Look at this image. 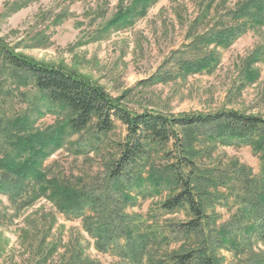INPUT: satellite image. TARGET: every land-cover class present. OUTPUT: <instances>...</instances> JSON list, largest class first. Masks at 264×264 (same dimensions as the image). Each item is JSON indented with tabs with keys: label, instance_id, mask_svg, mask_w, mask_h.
I'll list each match as a JSON object with an SVG mask.
<instances>
[{
	"label": "rangeland",
	"instance_id": "374dc122",
	"mask_svg": "<svg viewBox=\"0 0 264 264\" xmlns=\"http://www.w3.org/2000/svg\"><path fill=\"white\" fill-rule=\"evenodd\" d=\"M132 1L0 0V40L29 59L89 78L138 112L178 115L234 109L264 116V53L254 64L247 63L255 50L264 49V24L250 26L231 46L219 48V62L210 73L186 75L176 62L181 54L175 52L186 47L192 33L216 22L229 23V12L245 0H157L141 15L133 14L131 23L111 26L118 9ZM197 18L203 21L191 31ZM10 87L12 92L0 97L6 117H25L30 130H70L65 127L68 111L50 104L32 83L19 79V88ZM95 124L93 120L80 132L65 133L63 145L44 162L48 179L57 180L61 187L101 189L126 131L119 124L109 133H99ZM166 148L154 145L143 167L141 187L127 193L128 201L117 202L144 232L154 236L140 263L120 247L99 250L84 217L65 215L55 196L18 207L7 194H0V264H171L172 254L198 246L201 234L185 236L176 230L189 213L163 211L161 203L170 191L158 190L148 180L149 170L160 171L170 162ZM209 149L198 159L200 166L245 165L255 180L262 179L261 160L250 145L213 142ZM212 190L225 198L205 201L211 220L204 234L211 228L212 233L220 230L241 213L237 199L225 187ZM99 209H89L87 216L96 219ZM226 236L234 242L240 238L249 242L243 244L244 250L219 247L216 254L221 264L264 258V242L257 236L244 238L231 226Z\"/></svg>",
	"mask_w": 264,
	"mask_h": 264
},
{
	"label": "trees",
	"instance_id": "16d2710c",
	"mask_svg": "<svg viewBox=\"0 0 264 264\" xmlns=\"http://www.w3.org/2000/svg\"><path fill=\"white\" fill-rule=\"evenodd\" d=\"M155 1L133 0L131 5L121 6L110 25L131 23L133 14L141 15ZM229 13H232L229 23L216 22L192 33L186 47L175 52L181 54L176 59L180 73L212 72L219 62V48L231 46L250 26L264 24V0H245ZM202 21L197 18L190 30ZM262 53L264 49L258 48L247 63L260 60ZM252 75L250 70L246 74L248 78ZM19 79L32 83L53 106L67 110L65 127L70 130H30L25 117H6L0 108V194H7L18 207L30 205L43 196H55L65 215L84 217L85 227L97 239L99 250L106 252L120 247L125 255L140 263L154 236L144 232L140 222L119 208L117 202L128 201L127 193L141 187L143 167L152 148L165 145L168 147L165 157L170 162L160 171L149 170L148 180L156 189L170 191L161 203L163 211L189 213V219L178 224L176 230L185 236L197 232L202 238L198 246L172 254L171 264H221L216 254L219 247L244 250L243 244L249 240L228 239L229 226L244 238L257 236L264 242V116L234 109L178 115L138 112L89 78L29 59L0 40V97L12 92L10 86L19 88ZM93 120L99 133H109L119 124L125 128V138L118 143L119 155L101 189L61 187L57 180L47 178L44 162L63 145L66 132H80ZM213 142L250 145L261 160L262 179L255 180L245 165H232V169L200 166L198 159L210 151ZM219 186L235 196L241 213L220 230L212 233L211 228L212 232L204 234L211 220L205 201L225 198L212 190ZM98 207L101 210L96 219L87 216L86 211ZM248 264H264V258L252 259Z\"/></svg>",
	"mask_w": 264,
	"mask_h": 264
}]
</instances>
